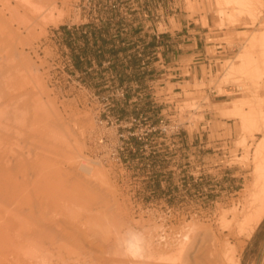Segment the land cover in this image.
Listing matches in <instances>:
<instances>
[{
    "label": "rangeland",
    "instance_id": "obj_1",
    "mask_svg": "<svg viewBox=\"0 0 264 264\" xmlns=\"http://www.w3.org/2000/svg\"><path fill=\"white\" fill-rule=\"evenodd\" d=\"M252 1L186 0L234 51L174 89L149 83L156 0H0V264H147L149 248L153 264H203L227 238L239 264H264V219L239 233L264 161V0Z\"/></svg>",
    "mask_w": 264,
    "mask_h": 264
},
{
    "label": "crops",
    "instance_id": "obj_2",
    "mask_svg": "<svg viewBox=\"0 0 264 264\" xmlns=\"http://www.w3.org/2000/svg\"><path fill=\"white\" fill-rule=\"evenodd\" d=\"M156 1L158 6L155 11L146 15L152 22H148L142 34L147 39L144 45L147 67L154 72L149 83L172 85L178 89L181 85L192 83L194 77L202 78L215 72L218 63L232 55L234 50L225 41L216 40L222 38L220 31L211 27L208 18L202 23V14L194 13V5L187 8L186 0ZM208 91L210 95L217 96L213 89ZM203 135L206 136L204 146L210 144L215 147L222 143L210 140L209 133ZM219 147L221 145L216 146Z\"/></svg>",
    "mask_w": 264,
    "mask_h": 264
},
{
    "label": "bare ground",
    "instance_id": "obj_3",
    "mask_svg": "<svg viewBox=\"0 0 264 264\" xmlns=\"http://www.w3.org/2000/svg\"><path fill=\"white\" fill-rule=\"evenodd\" d=\"M253 2L254 1H252V0H244V3L250 8L251 7V5L253 4ZM226 2H224V5L226 6V4H225ZM240 4V3H239ZM220 5V4H219ZM191 6V5H190ZM243 9V8H242ZM247 10H248V8H247ZM246 10V11H247ZM250 10V9H249ZM248 10V11H249ZM218 11V10H217ZM222 11H224V10H222ZM249 13V12H248ZM223 15V14H222ZM223 17H224V15H223ZM219 26H220V24H218ZM254 35V34H253ZM262 35H264V34H262ZM255 36V35H254ZM261 38H262V36H261ZM259 40H262L261 41V44L262 43H264V38H262V39H259ZM255 45V44H254ZM260 45V44H259ZM261 46V45H260ZM259 46V47H260ZM262 50H264V49H262ZM261 50V51H262ZM262 53H264V51H262ZM261 54V53H260ZM259 54V55H260ZM245 56H246V54H245ZM250 57V56H249ZM248 57V58H249ZM238 59V58H237ZM241 59V58H240ZM248 60V59H247ZM238 61H241V63L243 64V60H238ZM250 61V60H249ZM230 62V61H229ZM224 64V63H223ZM239 64V63H238ZM242 64H240V65H242ZM245 64H247V63H245ZM230 65V64H229ZM232 65V64H231ZM230 65V66H231ZM236 65V64H235ZM249 65V64H248ZM243 66H244V64H243ZM234 67H237V66H234ZM250 67V66H249ZM225 69V68H224ZM228 69H230V67L228 68ZM232 69V68H231ZM226 70H227V68H226ZM225 74H226V72H225ZM228 74H229V72H228ZM242 87V86H241ZM243 88V87H242ZM192 95V94H191ZM248 101V100H247ZM258 101V100H257ZM246 105H244L243 107H245ZM246 108H248V107H246ZM258 109V111H259V116L261 115V112H262V108L259 106V107H257ZM242 110V109H241ZM246 111V110H245ZM242 112V111H241ZM257 115V114H256ZM247 118H249V117H247ZM246 118V113L244 112H242V114H241V116H240V119H241V122H242V124H243V126L245 127L246 125H247V119ZM257 118V117H256ZM252 119V118H251ZM258 120V119H257ZM249 126V125H248ZM254 126V125H253ZM242 127V126H241ZM245 129H247V128H245ZM250 129V128H249ZM243 130V129H242ZM261 128H259L258 127V131H260L261 132ZM250 131V130H249ZM250 136V135H249ZM242 142V141H241ZM243 144H244V142H242ZM241 143V145H243ZM249 149V148H248ZM262 149H264V137H262V139L261 140H259L258 142H257V146H256V150L257 151H262ZM255 152V151H254ZM262 157H264V156H262ZM262 159V158H261ZM262 160H264V159H262ZM253 181H252V192L250 193V195H249V204L247 203V205H248V209H246V211H247V213H246V220H243V221H245V223H240V225H243V224H245V230H243V228H241V227H243V226H241V227H239V229H240V231H239V233H241V230H242V232H246V233H244V234H246V236H251V234L253 233V231L255 230V228L258 226V224L261 222V220L262 219H264V161H260L258 158H257V156H256V158L254 159V168H253ZM251 189V188H250ZM249 190V189H248ZM249 192V191H248ZM80 194V193H79ZM248 195V194H247ZM80 196V195H79ZM247 197V196H246ZM247 198V199H248ZM234 210V209H233ZM244 210V209H243ZM245 211V212H246ZM239 212H237V214H238ZM242 214V213H241ZM240 215V214H239ZM224 216V215H223ZM241 216V215H240ZM233 217L235 218L236 216L235 215H233ZM233 218V219H234ZM237 218V217H236ZM10 219V218H9ZM242 219H245L244 218V215H243V218ZM4 220V219H3ZM8 220V219H7ZM11 221H13L12 219H11ZM242 221V222H243ZM63 222V221H62ZM65 222V221H64ZM226 222V221H225ZM13 223V222H12ZM10 222L9 221H6V219L4 220V223L3 224H0V225H3L4 227H6V226H10ZM58 226H60V223H59V221H58ZM193 225V224H192ZM192 226H190L189 228H191ZM1 228V227H0ZM60 228V229H59ZM58 229V231H56V236H57V238L58 239H63V238H67V237H69V236H71L72 235V232L70 231V230H68L66 227H64L63 225H61L60 227H59ZM188 228V227H187ZM186 228V229H187ZM185 229V230H186ZM230 229V228H229ZM1 230V229H0ZM189 230V229H188ZM192 230V229H191ZM3 231V230H2ZM5 231V230H4ZM129 231H131V232H129ZM128 232H129V234H128V237L125 239V244H126V246L130 249V250H134V252L136 253V251L140 254V255H142L143 254V256H147V254H148V257H144V259L145 260H147V262L149 263V261L151 262V264H153L152 262H153V260L154 261H156L154 258H155V256H154V253H153V248L151 249V248H149V250L148 249H145V250H148V253H146L147 251H145V255H144V253H143V251H144V248L146 247L145 245L144 246H141V245H143V244H140V240H141V238H142V236H140L139 234H137V233H135V231H133L132 232V230H129ZM187 231V230H186ZM238 233V234H239ZM241 235H243V234H241ZM243 236H245V235H243ZM245 236V237H246ZM143 237H144V234H143ZM186 237H187V235L184 233V234H182L181 235V237H180V239H178V241L176 242V243H174L175 242V240L174 241H172L174 244H177L176 245V249H178L177 251H181L182 250V246H184V241H185V239H186ZM48 239V238H47ZM142 239H146V237H144V238H142ZM228 239V238H227ZM227 239H224L223 240V242H212L213 243V245L214 246H212L213 248V250H212V252H211V254L209 253V257H207L206 259H205V261L204 262H202L203 264H239L238 263V260H237V258H236V252H237V249H238V246L239 245H241L240 244V241H238L237 240V242H236V245H229L228 244V242H226L227 241ZM214 240V239H213ZM216 240V239H215ZM226 240V241H225ZM143 241H146V240H143ZM147 243H149L148 241H147ZM171 244V243H170ZM173 244V245H174ZM172 245V244H171ZM55 246V245H54ZM190 246V245H189ZM198 247H196L197 249H196V251L198 250V248L200 249V246L199 245H197ZM8 247V246H7ZM10 247V246H9ZM14 247V246H13ZM55 247H57V246H55ZM67 249V248H66ZM91 249V248H90ZM183 250H184V248H183ZM58 251V250H57ZM65 253V252H64ZM180 254V253H179ZM57 257L59 256V258L60 257H63L62 255H60V253L58 254L57 253V255H56ZM142 257V256H141ZM157 258H158V256H156ZM160 257V256H159ZM203 257V256H202ZM58 258V260H60ZM149 259V261H148V259ZM160 258H162V257H160ZM178 261H180V263L182 262L183 264H186L187 262H188V260H187V258L185 257V255H183V254H180L178 257ZM63 260V259H62ZM158 260H160L159 258H158ZM162 260H164V257L162 258ZM173 260H175V259H173ZM190 261V260H189ZM83 262V261H82ZM63 263V262H62ZM65 263V262H64ZM63 263V264H64ZM147 263V264H148ZM158 263H160V262H158ZM157 263V264H158ZM181 263V264H182ZM195 263V262H194ZM61 264V263H60ZM131 264H134V263H131ZM137 264V263H136ZM140 264V263H139ZM142 264H144V263H142ZM150 264V263H149ZM154 264H156V262L154 263ZM189 264V263H188Z\"/></svg>",
    "mask_w": 264,
    "mask_h": 264
},
{
    "label": "built area",
    "instance_id": "obj_4",
    "mask_svg": "<svg viewBox=\"0 0 264 264\" xmlns=\"http://www.w3.org/2000/svg\"><path fill=\"white\" fill-rule=\"evenodd\" d=\"M160 122H162V121H160ZM118 152H117V149L116 150H113L112 152H111V156H112V158H119V156H118V154H117Z\"/></svg>",
    "mask_w": 264,
    "mask_h": 264
}]
</instances>
